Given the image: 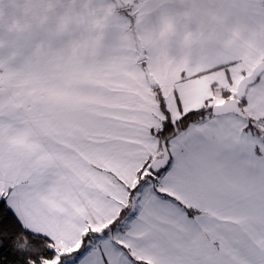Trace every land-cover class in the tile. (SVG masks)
Segmentation results:
<instances>
[{
    "label": "snow or ice",
    "instance_id": "6c2138e0",
    "mask_svg": "<svg viewBox=\"0 0 264 264\" xmlns=\"http://www.w3.org/2000/svg\"><path fill=\"white\" fill-rule=\"evenodd\" d=\"M0 264H264V70L0 77Z\"/></svg>",
    "mask_w": 264,
    "mask_h": 264
},
{
    "label": "rangeland",
    "instance_id": "374dc122",
    "mask_svg": "<svg viewBox=\"0 0 264 264\" xmlns=\"http://www.w3.org/2000/svg\"><path fill=\"white\" fill-rule=\"evenodd\" d=\"M120 2L121 8L113 0H0V27L32 42L49 62L101 56L113 65L136 62L138 39L142 61L166 70L171 38L159 33L150 15L141 16V0Z\"/></svg>",
    "mask_w": 264,
    "mask_h": 264
},
{
    "label": "crops",
    "instance_id": "0c3cea01",
    "mask_svg": "<svg viewBox=\"0 0 264 264\" xmlns=\"http://www.w3.org/2000/svg\"><path fill=\"white\" fill-rule=\"evenodd\" d=\"M139 5L141 16L150 15L159 33L172 40L164 52L172 63L166 69L232 64L250 72L264 59V0H141ZM14 35L17 58L10 75L49 63L32 42Z\"/></svg>",
    "mask_w": 264,
    "mask_h": 264
},
{
    "label": "trees",
    "instance_id": "16d2710c",
    "mask_svg": "<svg viewBox=\"0 0 264 264\" xmlns=\"http://www.w3.org/2000/svg\"><path fill=\"white\" fill-rule=\"evenodd\" d=\"M15 35L7 29L0 27V77H8L9 72L14 70L13 60L17 58L14 49L17 47ZM4 46V47H3Z\"/></svg>",
    "mask_w": 264,
    "mask_h": 264
},
{
    "label": "water",
    "instance_id": "95a60500",
    "mask_svg": "<svg viewBox=\"0 0 264 264\" xmlns=\"http://www.w3.org/2000/svg\"><path fill=\"white\" fill-rule=\"evenodd\" d=\"M113 1L116 3V6L118 8L122 7V3L120 2V0H113ZM136 48H137V53H138V60L142 61L143 58H144L143 49H142V46H141V44H140L138 39H136ZM261 70H264V59H262L261 61L256 63L255 66L250 71V73L253 72V71L258 73Z\"/></svg>",
    "mask_w": 264,
    "mask_h": 264
}]
</instances>
